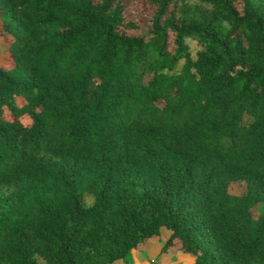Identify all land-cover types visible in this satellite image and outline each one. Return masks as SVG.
Here are the masks:
<instances>
[{"label":"trees","instance_id":"16d2710c","mask_svg":"<svg viewBox=\"0 0 264 264\" xmlns=\"http://www.w3.org/2000/svg\"><path fill=\"white\" fill-rule=\"evenodd\" d=\"M1 40L0 264L163 227L189 264H264V0H0Z\"/></svg>","mask_w":264,"mask_h":264},{"label":"rangeland","instance_id":"374dc122","mask_svg":"<svg viewBox=\"0 0 264 264\" xmlns=\"http://www.w3.org/2000/svg\"><path fill=\"white\" fill-rule=\"evenodd\" d=\"M196 2L197 0H188ZM186 43L189 47V53L194 55L200 46L192 39L186 38ZM3 40L0 41L2 45ZM10 62L6 53L0 49V63L8 65ZM182 60H179L175 65V70L180 66ZM23 121L26 118L23 117ZM244 190V182L242 180H233L228 184V191L233 194H240ZM91 195L84 193L83 200L87 205L91 202ZM253 213H264V202H260L253 207ZM167 235L166 229L163 227L158 234L148 237L146 240L138 243L133 249L129 250L124 261L118 260L111 264H189L191 262V254L183 252L178 246V240L175 239L173 243L165 244Z\"/></svg>","mask_w":264,"mask_h":264}]
</instances>
